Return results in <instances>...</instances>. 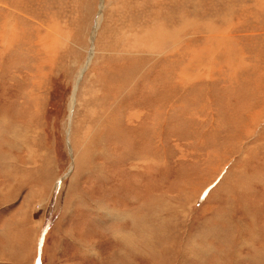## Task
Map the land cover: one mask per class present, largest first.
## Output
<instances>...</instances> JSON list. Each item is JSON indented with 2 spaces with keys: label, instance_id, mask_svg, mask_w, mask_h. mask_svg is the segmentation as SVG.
<instances>
[{
  "label": "rangeland",
  "instance_id": "1",
  "mask_svg": "<svg viewBox=\"0 0 264 264\" xmlns=\"http://www.w3.org/2000/svg\"><path fill=\"white\" fill-rule=\"evenodd\" d=\"M0 264H264V0H0Z\"/></svg>",
  "mask_w": 264,
  "mask_h": 264
},
{
  "label": "bare ground",
  "instance_id": "2",
  "mask_svg": "<svg viewBox=\"0 0 264 264\" xmlns=\"http://www.w3.org/2000/svg\"><path fill=\"white\" fill-rule=\"evenodd\" d=\"M103 5H104V2H103ZM102 4H101V8H102V6H103ZM4 7L6 6V8L8 9V11H7V13H11V10H10V4H9V2H6L4 5H3ZM21 9V8H20ZM17 10H19V8H16V11L15 12H17ZM7 13H5V16H6V14ZM18 15V14H17ZM7 17V16H6ZM11 17V16H10ZM101 19H102V11L99 13V16H98V19H97V24H96V27H95V30H94V33H92L93 34V36H92V40H94V37H95V35H96V31H97V29H98V27H99V25H100V23H101ZM5 20V19H4ZM10 21V20H9ZM5 22H6V20H5ZM13 22V21H12ZM8 23V22H7ZM14 24V23H13ZM12 24V25H13ZM9 25V24H8ZM5 26V25H4ZM11 26V25H10ZM2 28H3V26H2ZM10 28V27H9ZM5 29H3V31H4ZM8 31V30H7ZM5 36V35H4ZM20 36H19V30L17 29V28H15V30H11V31H9L8 32V34L6 35V40L5 39H3V40H5L6 42L4 43V44H6L7 46H9V47H12V45H13V43H15V42H17L18 41V38H19ZM17 43H20V42H17ZM39 43V42H38ZM16 45V44H15ZM20 45V44H19ZM17 46V45H16ZM15 46V47H16ZM143 46H146V45H143ZM8 47V48H9ZM92 54V53H91ZM74 102H75V99H74V97H72V102H71V105H73L74 104ZM71 109H72V107H71Z\"/></svg>",
  "mask_w": 264,
  "mask_h": 264
}]
</instances>
